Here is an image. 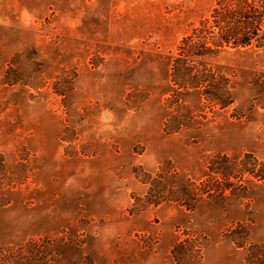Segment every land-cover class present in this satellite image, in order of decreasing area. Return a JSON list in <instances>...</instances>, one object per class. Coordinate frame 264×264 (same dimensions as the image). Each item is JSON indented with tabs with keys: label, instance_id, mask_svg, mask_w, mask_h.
<instances>
[{
	"label": "rangeland",
	"instance_id": "374dc122",
	"mask_svg": "<svg viewBox=\"0 0 264 264\" xmlns=\"http://www.w3.org/2000/svg\"><path fill=\"white\" fill-rule=\"evenodd\" d=\"M218 1L0 0V264H245L239 222L264 243L240 170L264 171V47L196 58L227 107L165 92Z\"/></svg>",
	"mask_w": 264,
	"mask_h": 264
},
{
	"label": "trees",
	"instance_id": "16d2710c",
	"mask_svg": "<svg viewBox=\"0 0 264 264\" xmlns=\"http://www.w3.org/2000/svg\"><path fill=\"white\" fill-rule=\"evenodd\" d=\"M213 17L214 24H210L208 18L201 20L200 26L181 40L175 57L179 62L172 66L175 79L165 88V92L174 96L175 102H179V95L185 90L204 95L206 100L222 107L229 106L234 101V83L228 73L218 71L205 60L196 62V58H207L225 47L248 46L253 41L257 42V47H264V0H219L213 9ZM180 128H172L169 132H177ZM240 170L249 172L264 185V171L256 159L252 170ZM231 233L236 246L245 249V264H264V243L249 242L248 230L241 222Z\"/></svg>",
	"mask_w": 264,
	"mask_h": 264
}]
</instances>
